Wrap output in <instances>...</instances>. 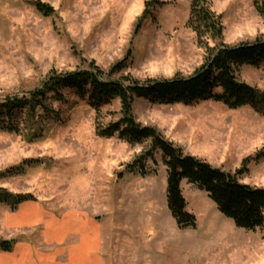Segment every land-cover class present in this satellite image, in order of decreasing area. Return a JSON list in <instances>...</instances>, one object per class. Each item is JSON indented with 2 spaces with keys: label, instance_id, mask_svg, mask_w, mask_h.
I'll use <instances>...</instances> for the list:
<instances>
[{
  "label": "rangeland",
  "instance_id": "rangeland-1",
  "mask_svg": "<svg viewBox=\"0 0 264 264\" xmlns=\"http://www.w3.org/2000/svg\"><path fill=\"white\" fill-rule=\"evenodd\" d=\"M146 1L0 0V99L26 96L51 72L82 70L90 62L105 73L125 62L111 76L116 79L189 77L203 63L206 46L264 39V16L256 6L261 0H211L223 34L219 40L204 38V45L187 26L190 0H160L161 6L143 16ZM36 2L53 13L43 15ZM237 77L264 90L263 67L244 66ZM64 95L66 103L50 104L62 123L26 121L17 134L0 129V175L12 171L0 176V189L31 198L14 210L0 203V241L13 242L10 252L0 250V264H92L95 243L98 264H264V225L254 232L237 229L206 193L185 180L182 194L197 222L195 228H177L166 207V168L160 154L146 161L147 175L142 176L127 167L149 142L130 145L96 133L97 124L105 127L120 119L118 100L103 106L96 117L87 100L70 91ZM226 108L213 101L162 106L137 100L133 116L185 154L189 144L203 141L194 136L204 137L207 130L247 137L264 129V117L255 113L253 120L247 113L223 112ZM208 164L225 172L237 169L232 162ZM239 181L264 188V165ZM52 216L63 218L56 222ZM89 227L95 236L89 232L88 237Z\"/></svg>",
  "mask_w": 264,
  "mask_h": 264
},
{
  "label": "trees",
  "instance_id": "trees-1",
  "mask_svg": "<svg viewBox=\"0 0 264 264\" xmlns=\"http://www.w3.org/2000/svg\"><path fill=\"white\" fill-rule=\"evenodd\" d=\"M160 0H147L143 16L150 14L154 7L161 6ZM35 8L45 16L53 10L36 2ZM258 12L264 16V0ZM187 26L195 33L199 44L204 38L221 39L223 26L221 16L212 10L211 0H190ZM206 49V57L198 69L189 77L175 75L171 79L146 80L139 82L129 76L111 78L119 74L125 66L120 62L102 71L94 62L86 68L74 72L58 74L51 72L40 87L18 98L16 96L0 99V129L17 134L24 122L41 124L42 121L62 123L60 113L51 103H66L65 91L77 98L87 100L96 117L101 108L118 100L120 119L108 126L96 125V133L101 138H117L130 145L149 142V147L127 168L145 176V163L154 160L159 153L166 168V207L180 230L195 228L196 217L187 211L181 182L195 185L206 193L208 198L225 218L231 220L237 229L254 232L264 225V188L252 187L239 181L247 175L249 166L264 160V147L244 158L233 173L215 168L207 162L185 154L183 150L165 139L155 128L142 126L133 116V105L144 100L152 105L194 106L213 101L223 104L229 110L242 107L252 109L264 117V90L238 80L237 74L244 66L264 68V39L236 46L220 45ZM41 120L37 122L36 120ZM39 135H35L38 137ZM12 174L7 171L0 176ZM31 199L29 196L14 195L0 189V203L11 210ZM12 241H0V250L10 252Z\"/></svg>",
  "mask_w": 264,
  "mask_h": 264
},
{
  "label": "crops",
  "instance_id": "crops-1",
  "mask_svg": "<svg viewBox=\"0 0 264 264\" xmlns=\"http://www.w3.org/2000/svg\"><path fill=\"white\" fill-rule=\"evenodd\" d=\"M224 110L222 109L223 112H228V111L230 112L231 111V112H241L244 114L247 113L250 116L249 117L250 119H253V120L257 119V116H255L256 115L255 112L248 107H242V108H239L236 110H229L228 108H226ZM260 128H263V127L261 126ZM193 135L194 134H189L188 138H190ZM208 136H209L210 140L208 139ZM218 136L221 138V139H219V141H218V139H216ZM213 137H216V138H213ZM196 138H199V139L201 138L203 141L198 142L194 146L189 144L188 149L186 150L189 155L195 156L197 158L198 157L203 158L207 161V163L208 162L211 163V162H215V161H217L218 163H220V162L221 163L232 162V163H235V167L238 169L244 158L251 156L257 149L264 146V129L257 130V131H255L254 134H249L247 137H245L243 133L236 132V131H231V133H229V132H226L223 130L213 131V132L207 130V131H204V137L203 136H198V137L194 136V139H196ZM184 147L185 146L183 144L182 148L185 149ZM262 165H264V160H261L258 163L250 164L249 172H251L252 170L254 171L258 166H262ZM182 184L183 183L181 182V186H182ZM50 217H48L47 220L45 221V228H46V222L49 220ZM53 218L56 222H60L63 217L62 218L53 217ZM76 219L82 223L88 222V224H89L88 226H90V223H91L90 220H88V219L84 220V219H80L78 217H76ZM91 224H92V226H94L93 223H91ZM94 231L95 230H91L89 227V230L87 231L88 237L91 236V235H89V232H91V234L93 236H95L94 234H96V232H94ZM79 235L81 236V234H79ZM64 237L61 240H63ZM96 238H97V235H96L95 239ZM96 242H97V239H96ZM78 244L76 243L74 246H77ZM24 246H25V248L30 249L28 244L27 245L24 244ZM21 248H23V247H21ZM94 249H96V243H95ZM94 249H93V252L90 256V260H91L92 264H94V262L96 264H98L99 259H98V256L95 255Z\"/></svg>",
  "mask_w": 264,
  "mask_h": 264
}]
</instances>
